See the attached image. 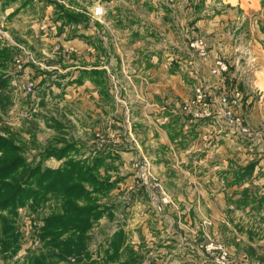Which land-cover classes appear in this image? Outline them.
Instances as JSON below:
<instances>
[{
  "label": "crops",
  "instance_id": "0c3cea01",
  "mask_svg": "<svg viewBox=\"0 0 264 264\" xmlns=\"http://www.w3.org/2000/svg\"><path fill=\"white\" fill-rule=\"evenodd\" d=\"M46 1L54 8L59 5L56 0ZM188 1L98 0L95 6L102 9L101 15L96 17L93 11H87L88 6H83L89 15L86 21L73 22L59 17L55 22L61 26L57 37L66 38L65 26L72 27L73 35L65 39L67 42L83 39L78 42L83 41V45L88 42L106 57L108 64L84 67L80 71L91 77L106 76L105 82L99 80L100 111L113 122L114 128L120 124L119 130L122 131L121 127L127 133L130 130L132 136L125 140L128 146L109 138L105 139L108 144L88 150H81L75 141L67 140L72 146L68 154L74 157L81 154L80 159L100 161L99 164H117V167L111 166L119 176L114 181V209L121 204L129 212L125 217L141 222L126 225L123 231L130 234L134 249L148 250L150 256L146 253L145 261L151 260L154 264L160 257L165 264H173L181 258V252L187 247L182 238L188 230L195 232L197 228L215 235L217 244L231 245L237 255L248 259L252 256L253 236L264 240V186L256 196L258 199L251 195L252 186L260 187L256 180L264 179V109H261L264 105V48L247 49L248 57H243L244 51L237 55L236 47H230L234 40L245 39L243 34L250 26L251 10L261 7L252 5L251 0H204L195 6ZM25 5L26 2L21 7ZM21 7L10 12L7 21H11ZM70 7L74 11L83 8L80 4ZM145 8L153 11L150 14L153 19L156 17L154 23H160L164 30L155 29L150 35H146L148 27L144 31L130 30L129 39L136 44L138 54L127 73L120 63L116 65L126 56V51L120 47L123 39L117 35L118 28H130L126 23L143 24V20L138 21L129 14L131 10L138 12ZM81 27L83 30L79 29ZM195 39L206 42V57L188 44ZM149 45L152 49H145L144 46ZM218 60L226 62L228 70L214 74L212 70ZM239 61L241 65L245 61L249 68L241 70ZM258 62L262 66L259 67ZM120 69L130 76L126 86L112 76ZM72 81L67 85L69 88L86 84L81 77ZM54 84L60 86L57 81ZM128 90L132 94L130 104L125 96ZM198 90L203 100L186 110L197 98ZM236 92L241 97L233 110L248 133L242 132L240 126L230 125L220 113L224 108L222 98L233 100ZM134 100L136 104L131 107ZM253 105L256 106L252 108ZM251 109L255 113L259 111V124L253 121L255 115ZM125 115L130 123L128 128L121 125L126 122ZM121 134L117 130L115 135ZM143 155L150 159L153 174L164 182L173 198L163 218L153 219L152 212L144 208L149 199L139 188L140 181L133 173L134 161ZM51 159L56 162L52 168L62 165L63 160ZM112 170H108L110 174ZM252 200L263 203L262 207L259 204L257 212L248 204ZM237 202L242 206L236 207ZM152 225H155L153 229ZM258 245H263L260 248L264 249L261 240Z\"/></svg>",
  "mask_w": 264,
  "mask_h": 264
},
{
  "label": "rangeland",
  "instance_id": "374dc122",
  "mask_svg": "<svg viewBox=\"0 0 264 264\" xmlns=\"http://www.w3.org/2000/svg\"><path fill=\"white\" fill-rule=\"evenodd\" d=\"M148 1L151 3H153V1L176 3L179 0ZM189 1L195 6L204 0ZM25 2L26 5L21 7ZM56 2H58L59 5L57 4L54 8L46 0H0V51H2V53L3 50L7 51L8 55L6 57L7 61H4L3 64L0 65V78L6 79L5 86L0 89V95L2 96L0 99V139L3 141H12L15 145V149L18 150L17 153L15 152L12 154L10 158L16 159L18 157H24L26 159L25 167H34L38 163L42 164V168L52 167L53 164L55 165L56 162H53L50 156L44 155L45 153L43 150L47 145L54 144L61 140L75 141L77 147L79 146L81 150H88V148L92 149L93 147L108 144L105 142V139L114 138L116 141L118 140V143H123V146H128L126 145V139H132V136L129 134L130 130H128V133L125 129L123 130V127H121L122 131L119 130L118 127L120 124H118L117 128H114L113 122L108 120V116L103 115L100 111L99 84L100 81L105 82L106 76L102 74L100 77L98 75H96V77H91L83 75L80 71V69L84 67L97 68L99 65L104 66L108 64L106 57L99 54L98 48L95 49L93 46L91 47L88 42L85 41V45H83V41L82 43L78 42L83 39H76V42H67L68 40L65 39L73 35L72 30H70L72 27L65 26V28H67L65 30L66 38H63V35L61 37L56 36L58 28L61 26H58L55 22L57 21L56 19L63 16V10L78 15L83 19L89 18L88 12L93 11L94 14L96 13L95 9L98 7L95 6V3L98 2V0H56ZM74 4H80L81 7L88 6V12L84 11V7L80 8L81 10L79 11L71 10L70 5L72 6ZM251 4H259L261 8L256 11L251 10V19H249L250 26H248L247 29L245 27L247 31L243 34L245 39L240 42L234 40L233 44H230L231 48L236 47L237 55L242 53V51H247V49L253 50L257 47L264 48V31H261V28L264 29V0H251ZM124 5L126 6V4ZM18 7H21L19 13L15 15L11 21H7L9 18L8 14ZM145 10L148 13H146ZM145 10H138V12L131 10L132 13L129 14L135 17L136 20L138 19V21L143 20V24L138 22L134 24L126 23L131 29L125 27L118 28L119 31L117 35L123 39V43L120 47L121 50L126 51V56L124 55L121 62L117 61L116 65L119 66L118 64L120 63V66L124 68L127 73H129L128 71H130L131 67L135 64V55L137 56L138 54L136 44L129 39L131 37L130 30L135 29L140 31L142 29L144 31L146 27H148V34L146 35L155 33V29L158 28L164 30L160 23H154L156 17L154 19L152 18L151 15L153 11L147 8H145ZM123 11L127 12L124 8ZM150 12L152 14H150ZM182 16L180 17L182 18ZM183 18L185 17L183 16ZM6 21L7 24L5 23ZM59 23L60 25L62 24L61 21ZM170 23L172 22L170 21ZM79 29L83 30L82 27ZM89 30L90 29L87 30V33H89ZM233 32L234 31H232V34ZM189 42L190 41H188V44L191 43ZM144 47L145 49H152L150 45ZM246 53L247 52H245L243 57H248ZM238 59L239 57L237 60ZM239 64L242 68L241 70H247L249 68L245 61H242V65L241 61H239L238 66ZM258 65L260 67L262 63L258 62ZM24 67L25 69H23ZM126 72L123 73L120 69L118 74H113L112 76L120 79L118 81L123 82L124 86H126L130 79V76H128ZM79 77L84 79L86 82L85 85L79 87L71 85L72 88L67 86L70 81L79 79ZM45 78L48 79L46 82L43 80ZM43 81L45 84H43ZM55 81L60 83V86L54 84ZM27 85H31L33 88L30 93L27 92L25 88ZM131 95L129 90L128 94L125 95L128 98L129 104L132 102ZM235 102H238V100ZM135 104L136 100L131 103V107ZM255 106L253 105L252 108ZM261 109H264V105ZM249 112L250 107L248 109V117L250 114ZM255 112L256 111H252L251 109V113L255 115L253 121L259 124L258 117L261 116L259 115V111H257L258 113ZM122 116L123 114L121 117ZM128 123V117L126 116V122L121 125L128 128L130 127V123ZM117 130L122 133V136L115 135L117 134ZM253 142L250 145H253ZM12 147L14 146L12 145ZM257 156L258 154L254 157L256 158ZM76 158L80 159L82 155H77ZM61 160L64 161L65 159ZM142 160L148 162V173L151 174L160 185V187H158L159 191L155 192L153 189L149 191L144 189L141 182L140 184L138 182L139 188L147 195V199H149L144 208L152 212L151 215L153 219L163 218L162 215L166 213V207L173 204V198L168 193L164 182L153 174L152 165L148 157L144 155L141 156L134 161L133 165ZM106 165L109 168H101ZM111 166L117 167V164H114V162L99 164L96 171L92 172L91 175L100 177L99 179L102 181L114 182L119 176L116 173L118 171H113ZM108 170H112L111 172L113 174H110ZM133 173L137 176V169L134 168V166ZM23 176V174L16 175L12 181L18 182ZM262 181H264V179L256 180V183H258L257 185L260 187H251V195L253 198H256V196L258 197V194L261 193V187L264 186ZM83 185L88 191H93V189L96 188V186H92L91 184ZM63 189L64 188L61 190ZM163 196H167L170 201L167 203L163 202L161 200ZM114 198H116V196L113 195L112 189L105 194L94 193L87 199L72 200V202L79 207L108 205L105 216L93 224V229L90 232L91 234L88 236V238H91L89 251L93 255V260H95L94 264H123L129 261L127 255L129 250L125 253L126 247L129 246L134 249V245L130 243V234L125 233L123 227L130 224L139 225L141 222L138 219H129L125 217L129 212L121 204H117L118 208L114 209L115 205L112 202L115 200ZM64 201L65 197L63 194L57 195V193L53 194L49 192L46 194L41 204L34 207L30 202L28 205L19 208L18 215L15 218V224H13L17 240L15 245L8 251H4L3 246L0 247V264H32L31 259L33 256L41 257L42 254L46 253L47 250L43 245L44 242L39 237L40 231L47 217L65 213ZM249 202L248 204H250L256 212L259 210V204L260 207L263 206V203L259 201L252 200ZM159 203L164 207L162 212L157 211V205ZM235 206H242V204L237 202ZM153 226L155 225H152V229ZM119 231L123 232V240H125L124 247L120 251V247L118 249L117 246H112L110 251L118 250L119 252L115 258L107 259L105 250L108 246L110 247L109 238L113 233ZM0 233L2 234V232ZM211 235L212 234L207 231L204 232L202 228H197L195 232H190L188 230L185 238H182L184 239L183 241L186 242V251H182L180 255L181 258L174 260L173 264H264V260H259L261 258L260 255H264V249L260 248L263 245H258L260 240L261 243L264 242L263 238L258 239V237L253 236L251 241L252 256L248 259L247 256L237 255L231 245L228 247L224 244H217L219 242H216L215 235H212L213 237ZM218 238L220 240V236H218ZM17 244L20 245L21 248L19 252L18 249L15 251ZM145 245L146 244H144V247ZM134 250L143 257V260L138 264H154L151 260L145 261L146 253H149L146 248L143 249L139 247ZM157 251L158 250L155 252L153 251V255H155ZM148 255L150 256V253ZM159 256H164V254H159ZM160 259L161 257L156 261V264H165L164 260ZM83 263V260H76L72 256V258L69 257V260L64 261L59 258H48L44 259L40 264Z\"/></svg>",
  "mask_w": 264,
  "mask_h": 264
},
{
  "label": "trees",
  "instance_id": "16d2710c",
  "mask_svg": "<svg viewBox=\"0 0 264 264\" xmlns=\"http://www.w3.org/2000/svg\"><path fill=\"white\" fill-rule=\"evenodd\" d=\"M63 12L61 18L67 21L84 22L87 20V18H80L71 12L68 13L65 10ZM1 53L2 51H0V55ZM7 56V51L3 50L0 65L7 61ZM5 84L6 79L0 78V89ZM1 97L0 95V99ZM0 141V232L3 234L0 233V247L3 246V250L8 251L15 245L17 235L14 232L13 224H15L18 209L30 202L35 207L43 202L46 194L52 192L64 195L65 213L52 215L45 219L39 237L44 242L43 245L47 252L41 257L33 256L32 264H40L48 258L69 260V257L72 258V256L76 260H83V264H94L95 260L89 251L91 238L88 236L91 234L93 224L105 216L108 207L103 205L79 207L72 200L87 199L94 193L105 194L114 188L115 182L102 181L99 179L100 177L91 175L96 171L100 161L83 160L68 154L72 146L67 140H61L47 145L43 150L44 155L51 158L65 159L59 168H42L41 163L34 167H25L26 159L24 157L10 158L18 150L15 149L12 141H3L2 139ZM19 174H23V178L18 182L12 181ZM83 184H91L96 188L93 191H88ZM124 241L121 231L110 236V247L108 246L105 250L107 259L115 258L119 252L118 250L110 251L111 247L117 246L118 249L120 247L121 251ZM16 249L19 252L20 245L17 244L15 251ZM126 251H128L129 261L123 264H138L143 260V257L133 248L127 246L125 253ZM259 260H264V257Z\"/></svg>",
  "mask_w": 264,
  "mask_h": 264
},
{
  "label": "built area",
  "instance_id": "2783aa9c",
  "mask_svg": "<svg viewBox=\"0 0 264 264\" xmlns=\"http://www.w3.org/2000/svg\"><path fill=\"white\" fill-rule=\"evenodd\" d=\"M95 14L97 16L101 15L103 13L102 9L100 7H98L97 9H95ZM190 47L195 49L200 56L206 57L207 56V45L206 42L203 39H195L192 40L190 43ZM228 70V65L226 62L222 61V60H218L216 62V66L215 68H213L212 73L214 74H218V73H222ZM27 92H31L32 91V86L31 85H27L26 87ZM241 97V94L239 92L235 93V97L233 98V100H229L227 97H223L222 98V103L224 104V108L223 110L220 112L228 121V123L230 125L233 126H240L242 132L244 133H248V129L246 127L243 126L241 120L236 116L235 112H234V105H236L237 102H235L236 100H239ZM203 100V95L202 92L200 90H198V94H197V98L192 100L191 104L186 107V110H190L192 106L196 105L197 103L201 102ZM208 114V113H206ZM134 168L137 169V177L140 180L142 186L144 189L146 190H151L153 189V191H159L158 187H160V185L155 181L156 179L154 177L151 176V174L148 173V162L146 160H142L140 162H136L134 165ZM163 202L167 203L169 202V198L167 196H163L161 199ZM164 209L163 205L161 203H159L157 205V211L158 212H162Z\"/></svg>",
  "mask_w": 264,
  "mask_h": 264
}]
</instances>
